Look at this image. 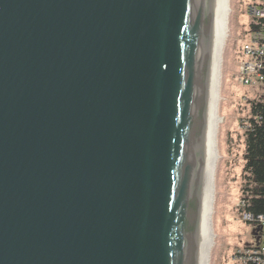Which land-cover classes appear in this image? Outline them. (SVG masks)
<instances>
[{
    "label": "water",
    "instance_id": "water-1",
    "mask_svg": "<svg viewBox=\"0 0 264 264\" xmlns=\"http://www.w3.org/2000/svg\"><path fill=\"white\" fill-rule=\"evenodd\" d=\"M228 0H0V264H212Z\"/></svg>",
    "mask_w": 264,
    "mask_h": 264
},
{
    "label": "rangeland",
    "instance_id": "rangeland-1",
    "mask_svg": "<svg viewBox=\"0 0 264 264\" xmlns=\"http://www.w3.org/2000/svg\"><path fill=\"white\" fill-rule=\"evenodd\" d=\"M228 35L223 51L219 101L218 150L223 156L218 168V195L214 219L216 233L212 264H241L236 251L262 240V227L242 218V198L249 184L244 172L245 130L250 104L264 95V82H244L246 56L244 44L254 34L250 8L256 0H229ZM253 33V34H252Z\"/></svg>",
    "mask_w": 264,
    "mask_h": 264
},
{
    "label": "trees",
    "instance_id": "trees-1",
    "mask_svg": "<svg viewBox=\"0 0 264 264\" xmlns=\"http://www.w3.org/2000/svg\"><path fill=\"white\" fill-rule=\"evenodd\" d=\"M255 3L264 13V0ZM251 22L253 31L264 33V17ZM244 172L250 185L245 187L248 196L242 198V210L264 214V95L251 101L250 118L245 130Z\"/></svg>",
    "mask_w": 264,
    "mask_h": 264
},
{
    "label": "built area",
    "instance_id": "built-area-1",
    "mask_svg": "<svg viewBox=\"0 0 264 264\" xmlns=\"http://www.w3.org/2000/svg\"><path fill=\"white\" fill-rule=\"evenodd\" d=\"M250 15L255 23H257L256 18L264 17L263 11L256 5L251 6ZM251 36L252 39H250L249 44H244L246 56H249L252 60L250 63L245 64V71L248 74L244 76V82L251 83L253 80L264 82V33L254 31ZM241 214L243 220L261 225L263 229L262 240L258 245H251L237 250L235 258L241 264H264V214H253L247 211H243Z\"/></svg>",
    "mask_w": 264,
    "mask_h": 264
},
{
    "label": "bare ground",
    "instance_id": "bare-ground-1",
    "mask_svg": "<svg viewBox=\"0 0 264 264\" xmlns=\"http://www.w3.org/2000/svg\"><path fill=\"white\" fill-rule=\"evenodd\" d=\"M229 3H230V1L228 0V7H229Z\"/></svg>",
    "mask_w": 264,
    "mask_h": 264
}]
</instances>
